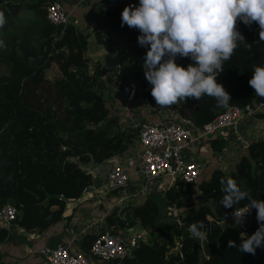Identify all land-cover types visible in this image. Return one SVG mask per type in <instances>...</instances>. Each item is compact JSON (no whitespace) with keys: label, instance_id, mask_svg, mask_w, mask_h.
Masks as SVG:
<instances>
[{"label":"trees","instance_id":"trees-1","mask_svg":"<svg viewBox=\"0 0 264 264\" xmlns=\"http://www.w3.org/2000/svg\"><path fill=\"white\" fill-rule=\"evenodd\" d=\"M50 0H0V11L7 23L0 27V208L13 203L18 209L13 225L42 233L61 220L66 198H78L92 183L90 173L79 163H102L122 155L138 139V127L118 126L116 118H108V111L98 89L103 86L107 69L86 58L87 38L73 22L64 29L49 22L46 14ZM137 5L139 0H94L87 12L94 20L91 31L97 42L116 52L119 66L114 68L117 87L122 100H141L151 112L177 111L178 114L201 126L224 108L216 107L214 98H189L170 107H160L151 95V85L144 75L143 57L147 48L138 44V29L121 26L125 6ZM237 28L245 37L217 83L231 96L230 106L244 109L263 100L254 93L248 81L253 66L264 63V40L259 38V26H246L239 20ZM178 65L187 67L192 61L184 58ZM257 118L264 114L257 113ZM217 142L216 145L214 142ZM224 140L211 142L214 150L222 151ZM230 175L241 187L251 190L255 199L264 200V137L250 143L229 173L214 170L211 176L197 184L176 181L163 193L177 209L180 224L165 222L156 200L146 197L141 204L123 209L124 216L113 215L120 230L140 223L149 238L139 243L124 259H111L106 264H264V247L255 255L239 251L240 232L233 226L221 227L233 208L219 204L223 193L220 178ZM194 188L210 200L195 205ZM28 190L33 193L28 195ZM34 194H37L36 197ZM247 200L236 205L244 207ZM251 224L246 232L253 234L259 224L256 209L250 213ZM204 221L207 240L198 241L188 227ZM0 225V241L8 235ZM94 236L89 237L88 250ZM234 240L236 248H229ZM179 246L180 251L176 250ZM225 255V258L223 257ZM3 264V263H0Z\"/></svg>","mask_w":264,"mask_h":264},{"label":"clouds","instance_id":"clouds-1","mask_svg":"<svg viewBox=\"0 0 264 264\" xmlns=\"http://www.w3.org/2000/svg\"><path fill=\"white\" fill-rule=\"evenodd\" d=\"M238 20L249 27L257 23L259 38L264 40V0H139L138 6H125L121 26L140 32L138 44L147 48L142 67L158 106L170 107L207 96L215 99L216 107L230 108L231 96L217 83V76L241 44L251 47L237 28ZM6 23L5 13L0 11V27ZM177 56L192 63L186 68L178 65ZM252 69L248 83L257 96L264 98V63ZM220 185L223 196L219 204L234 209V226L243 225L246 216L256 209L259 227L250 236L246 232L239 235V251L255 255L257 248L264 247V200L253 198L251 190L241 187L230 175L222 176ZM244 200L248 203L237 208ZM188 232L198 241L207 240L204 221L189 225ZM228 247L236 248V241L229 240Z\"/></svg>","mask_w":264,"mask_h":264},{"label":"crops","instance_id":"crops-1","mask_svg":"<svg viewBox=\"0 0 264 264\" xmlns=\"http://www.w3.org/2000/svg\"><path fill=\"white\" fill-rule=\"evenodd\" d=\"M60 1H62L64 9L69 13L72 22L78 27L80 22L78 23L75 18L77 12L79 10L81 11V9L88 12L94 3V0ZM183 60L184 58L181 57L180 63H182ZM97 91L102 96L107 108V117L116 118L121 128L125 125L137 127V123L145 120L153 123H160L169 117L179 115L177 111L160 110L145 116V104L140 99L135 101L122 100L117 87L114 68L107 69V73L103 76V86ZM259 113L264 114V110ZM254 116H251V118ZM245 117L246 116L242 117L240 122L247 121ZM240 122L234 129L226 131L223 135L212 137L211 140H207L205 143L202 142L198 144L197 147L191 149L190 157L193 160L198 159L197 161L203 163V169L206 163L211 166L209 171L204 173L203 179L198 181V183L210 177L212 172L216 169L226 174L231 172L240 157L247 154L250 143L264 137L263 117L262 119L255 120L251 129H244L242 132H239ZM215 139L224 140L225 143L222 151L214 150L211 142ZM214 143L218 145L216 141ZM135 144L136 146H133L134 144L130 145L122 155H115L102 163H79V167L92 176V183L90 185L93 187V190H88L85 194L86 189L84 188L80 197H67L61 220L51 224L42 233L29 231L16 224L12 225L13 229L4 240L1 241L0 263L45 264L44 260L41 261L38 257V250L42 247L64 243L70 247L71 251L82 252L87 246L89 237L96 233L100 224L108 228L109 225L115 227L116 223L111 217L113 215L118 217L124 216V208L122 209V206H116L117 198L121 195V192L119 190L109 191L104 179L110 167L117 164L123 168L131 183L137 181L140 175L136 167V159L141 147L138 141H136ZM205 158H207V160H204ZM154 185L153 188L155 187ZM172 185L173 183L169 178L165 179L164 185L160 184V182L156 184L154 192L164 197L160 192L164 193L165 190ZM140 189L141 188L137 189L133 184H129L126 191L131 192L132 195L127 200L126 204L135 205L136 203L139 204L142 202H137L140 200L139 197L141 196L140 193H137V190ZM32 193V190H28L27 194L30 195ZM34 195L36 197L38 196L37 194ZM164 209L165 208H163V210ZM131 229L132 227L124 228V230H120L118 234L124 239H127L130 237L129 231ZM96 264L100 263L97 262Z\"/></svg>","mask_w":264,"mask_h":264},{"label":"built area","instance_id":"built-area-1","mask_svg":"<svg viewBox=\"0 0 264 264\" xmlns=\"http://www.w3.org/2000/svg\"><path fill=\"white\" fill-rule=\"evenodd\" d=\"M46 14L50 23L61 26L63 29L72 22L60 0H50ZM241 110L242 108L239 106H230L229 109H225L201 126L180 115L169 117L160 123L148 120L137 123L139 128L137 140L141 150L136 159V167L140 177L147 184H153L163 176L169 177L173 184L176 181H182L184 184H196L203 163L190 157L191 149L197 147L204 138L210 135L234 129L242 117H251L264 110V99L244 108L243 115ZM145 111V116L153 114L149 108ZM104 181L109 191L119 190L121 192L117 198L116 206H122L131 197V192L126 189L133 182H130L120 165L111 166ZM85 189L86 194L88 190H93V187L89 185ZM144 190H146V186L137 190V193H143ZM171 211L175 221L180 224L179 212L174 205H172ZM16 215L17 209L14 205L2 206L0 208V225L10 231ZM227 221H230L234 226L232 212ZM249 226L250 214L246 216L243 225L234 227L241 233L247 232ZM93 236L87 251L73 252L68 245L58 243L54 246L42 247L38 250V254L43 256L45 264H96L97 262L106 264L111 259L128 257L132 249L141 242H147L149 238L148 232L141 226L133 237L124 239L119 234H112L101 224ZM176 250L180 251L179 246L176 247Z\"/></svg>","mask_w":264,"mask_h":264},{"label":"rangeland","instance_id":"rangeland-1","mask_svg":"<svg viewBox=\"0 0 264 264\" xmlns=\"http://www.w3.org/2000/svg\"><path fill=\"white\" fill-rule=\"evenodd\" d=\"M90 4V3H89ZM75 18H76V21L79 23V27L85 32V33H89L88 35H89V38H91L92 39V42L93 43H99V42H97V40H96V37H95V34L91 31V27H92V25L94 24V20H92L90 17H89V15L87 14V12H86V10H83V9H81V11L79 10L78 12H77V14H76V16H75ZM79 20H82V21H79ZM6 66L5 65H3V64H1L0 65V74H5L6 73ZM148 107L145 105V109H147ZM153 113V112H152ZM253 118H255V119H253ZM264 118V117H263ZM245 119H247V121H243V122H240V127H239V132H242L244 129H251L252 127H253V124L255 123V120H259V119H262V118H257V117H248V116H246L245 117ZM117 124H118V126H119V123L118 122H116ZM246 131V130H245ZM224 133L223 132H221V133H217V134H215V135H210L209 137H206V138H204L200 143H202V142H206L207 140H211V138L212 137H215V136H219V135H223ZM138 141V140H137ZM134 144V145H133ZM130 145H133V146H136V144H135V142H133L132 144H130ZM129 145V146H130ZM132 153V152H131ZM140 153V152H139ZM139 155V154H138ZM197 158V157H196ZM198 160V159H197ZM204 160H207V158H205ZM211 168V166H209V165H207V163L206 164H204V169L202 168V171H201V174H200V176H199V178H198V181H200V180H202L203 179V175H204V173H206L207 171H209V169ZM0 175H2V172H1V170H0ZM169 177H167V176H163V177H160L159 178V180L158 181H156V182H154V186L156 187V184L158 183V182H160V184H162V185H164V180L165 179H168ZM209 178V177H208ZM208 178H205L204 179V181H206ZM198 181L196 182V184L198 183ZM136 187H137V189H139V188H141V187H143V186H146V190H144V192L143 193H140V197H139V201H137V202H143V200L146 198V197H148V196H150L151 198H154L155 199V196H154V194H155V192H154V189H155V187L153 188V185L152 184H147L140 176H139V178L137 179V181L135 182V183H133ZM194 194H195V197H194V203H195V205H198V204H201L202 202H204V203H206V204H210V200H208V198H206L205 196H202L199 192H198V189H195L194 188ZM160 194H163V193H161L160 192ZM155 195H159V194H155ZM164 196V195H163ZM156 202H157V204H158V207H159V212H160V214H161V216H163V220L165 221V222H175V219H174V217L171 215V213H172V211H171V207H172V205L169 203V201L165 198V197H161V196H157L156 197V200H155ZM141 202V203H142ZM141 203H139V204H141ZM8 204H12L13 205V203H8ZM137 204V203H136ZM15 206V205H14ZM129 206H132V204H126V202L122 205V209L124 208H127V207H129ZM16 207V206H15ZM163 208H165L164 210H163ZM16 209H17V207H16ZM182 210H183V208H181ZM181 209H177V211L180 213V211H181ZM17 211H18V209H17ZM19 212V211H18ZM164 212V213H163ZM107 225V224H106ZM104 227V226H103ZM104 228H107V229H109L108 227H104ZM38 257H39V259L41 260V261H43V256L42 255H40V254H38ZM223 257L225 258V255H223Z\"/></svg>","mask_w":264,"mask_h":264},{"label":"water","instance_id":"water-1","mask_svg":"<svg viewBox=\"0 0 264 264\" xmlns=\"http://www.w3.org/2000/svg\"><path fill=\"white\" fill-rule=\"evenodd\" d=\"M86 58L92 62H97L101 67L106 69H112L119 66V59L116 52L109 51L101 43H93L91 38H87ZM241 114H244V110H241ZM232 226L231 222L225 221L221 224V227ZM140 228V224L136 223L129 231L130 237H133L136 231Z\"/></svg>","mask_w":264,"mask_h":264}]
</instances>
